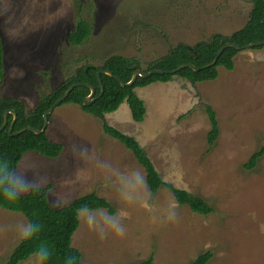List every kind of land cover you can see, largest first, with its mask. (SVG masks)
<instances>
[{
  "label": "rangeland",
  "instance_id": "374dc122",
  "mask_svg": "<svg viewBox=\"0 0 264 264\" xmlns=\"http://www.w3.org/2000/svg\"><path fill=\"white\" fill-rule=\"evenodd\" d=\"M82 9L79 13V6ZM252 0H0L5 76L0 96L36 108L44 96L86 61L101 66L113 55L136 58L146 71L179 43L194 46L215 34L230 36L249 20ZM80 16L94 26L81 45L69 33ZM234 68L218 67L214 80L192 84L179 76L136 87L145 118L127 102L100 119L76 103L50 113L46 133L63 145L57 158L28 152L11 176L20 193L51 184L59 207L89 193L116 208L80 211L72 245L84 264H190L205 251L207 264H264V44L242 49ZM207 106L216 112L219 136ZM135 137L168 185L207 200L210 215L181 205L162 186L152 193L146 172L104 124ZM29 230L27 218L0 207V264H6ZM20 264H42L35 254Z\"/></svg>",
  "mask_w": 264,
  "mask_h": 264
},
{
  "label": "trees",
  "instance_id": "16d2710c",
  "mask_svg": "<svg viewBox=\"0 0 264 264\" xmlns=\"http://www.w3.org/2000/svg\"><path fill=\"white\" fill-rule=\"evenodd\" d=\"M252 9L249 20L238 31L230 36L215 34L209 41L199 42L194 46L179 43L171 48L168 54L153 61L146 71L163 70L164 73H155L150 77H138L132 86H123L119 79L129 82L134 73V65H140L136 58L122 55H113L105 60L101 66L90 65L89 62L79 66L73 76L54 88L49 94L41 98L38 106L27 110L25 102L15 97L3 98L0 96V127L4 122V115L8 109L17 112V120L12 133L25 127L42 129L44 126V113L52 108L54 103L63 96L65 91L74 83H89L96 87V95L101 92V83L104 85V93L91 105H83V100L90 94V88L86 85L76 86L63 103L79 104L84 112L105 119V115L115 112L122 103L129 104L132 117L137 122H142L146 114V106L135 92L136 87H145L155 82H168L174 76L188 80L192 84L214 80L218 75V67L228 70L234 68V58L242 50L243 46L258 41H264V0H252ZM82 4L79 6V13ZM94 26L91 22L80 16L74 29L69 33V41L74 45L83 44L91 35ZM227 42H234L242 48H226L218 58L215 65L201 68L211 63L217 53ZM255 48H260L256 46ZM185 63H192L199 70L186 67L176 74L170 70ZM109 69L114 76L98 72ZM4 46L0 34V81L5 76ZM210 115L212 129L209 133V143L214 145L219 136V122L216 112L211 106H207ZM13 120V114L8 115V126L0 131V207L23 214L29 223V230L19 245L14 249L6 264H20L37 254L42 264H84L82 253L72 245L73 236L80 226L79 214L82 210H107L110 215L116 213V208L105 197L97 193H89L77 197L67 205L59 207L54 205L49 196L52 185L33 188L29 193H20L17 181L11 176L18 164L28 152H37L46 158H57L63 151V145L49 138L46 131L40 134L26 130L19 135L9 134V125ZM104 131L112 138L123 143L132 151L138 163L146 172V183L152 193L158 192L160 187H169L174 197L181 205L188 206L193 212L201 215H210L215 212L213 206L204 198L191 194L185 189L172 187L165 183L152 159L139 141L126 133L118 130L110 124H104ZM264 155V145L251 155L249 161L244 164L245 169H253ZM213 257L208 250L200 254L190 264H207ZM130 264H155L154 258L130 263Z\"/></svg>",
  "mask_w": 264,
  "mask_h": 264
},
{
  "label": "water",
  "instance_id": "95a60500",
  "mask_svg": "<svg viewBox=\"0 0 264 264\" xmlns=\"http://www.w3.org/2000/svg\"><path fill=\"white\" fill-rule=\"evenodd\" d=\"M264 44V41H258V42H254V43H249L245 46H243V49H251V48H254L255 46H260ZM228 47H235L237 49H241L242 47L234 42H227L226 44H224L222 46V48L219 50V52L217 53V56L215 57V59L209 63L208 65H205L201 68H207V67H210V66H213L217 63L218 61V58L222 55L223 51L228 48ZM186 67H190L194 70H199L201 68H198L197 66H195L194 64L192 63H185V64H182L180 65L179 67L175 68V69H172L169 71V73L171 74H176L177 72L181 71L182 69L186 68ZM134 73L132 75V78L129 82H124L123 80L119 79V81L121 82V84L123 86H132L138 79V77H150L152 76L153 74L155 73H164L163 70H149V71H143L141 70L140 66L139 65H134ZM101 73H106L108 75H111V76H114V73L109 70V69H102L98 72V77L100 79V75ZM100 83H101V92L99 95H96V87L93 86L92 84H89V83H74L72 84L66 91L65 93L63 94V96L61 98H59L53 105L52 108H49L47 111H45L44 113V126L42 129H37V128H34V127H25L19 131H16L14 133H12V130H13V127H14V124L17 120V112L15 110H12V109H8L6 112H5V115H4V122L2 124V126L0 127V131H3L7 126H8V115L11 113L13 114V120L11 121L10 125H9V134L10 135H19L21 134L22 132L26 131V130H31V131H34L35 133L37 134H40L42 132H45L46 129H47V125H48V119H49V115L50 113L54 110L55 107L61 105L67 98V96L69 95V93L78 85H86L90 88V94L83 100V105L85 106H88V105H91L93 102H95L97 100V98H99L103 93H104V85L102 84L101 82V79H100Z\"/></svg>",
  "mask_w": 264,
  "mask_h": 264
},
{
  "label": "crops",
  "instance_id": "0c3cea01",
  "mask_svg": "<svg viewBox=\"0 0 264 264\" xmlns=\"http://www.w3.org/2000/svg\"><path fill=\"white\" fill-rule=\"evenodd\" d=\"M184 79V78H183ZM197 84V83H196ZM132 115V114H131ZM133 118V117H132Z\"/></svg>",
  "mask_w": 264,
  "mask_h": 264
},
{
  "label": "clouds",
  "instance_id": "9594fccd",
  "mask_svg": "<svg viewBox=\"0 0 264 264\" xmlns=\"http://www.w3.org/2000/svg\"><path fill=\"white\" fill-rule=\"evenodd\" d=\"M256 47V46H255ZM243 49V48H242ZM253 49V48H252Z\"/></svg>",
  "mask_w": 264,
  "mask_h": 264
}]
</instances>
